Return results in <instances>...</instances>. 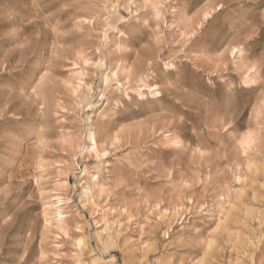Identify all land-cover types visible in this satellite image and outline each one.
I'll list each match as a JSON object with an SVG mask.
<instances>
[{
	"label": "rangeland",
	"instance_id": "1",
	"mask_svg": "<svg viewBox=\"0 0 264 264\" xmlns=\"http://www.w3.org/2000/svg\"><path fill=\"white\" fill-rule=\"evenodd\" d=\"M0 264H264V0H0Z\"/></svg>",
	"mask_w": 264,
	"mask_h": 264
},
{
	"label": "bare ground",
	"instance_id": "2",
	"mask_svg": "<svg viewBox=\"0 0 264 264\" xmlns=\"http://www.w3.org/2000/svg\"><path fill=\"white\" fill-rule=\"evenodd\" d=\"M91 136V135H90ZM94 137V136H93ZM91 139L90 140H92L93 141V144H94V146L96 147V145H95V139L94 138H92V137H90ZM92 148H93V146H92ZM56 199V198H55ZM59 199H57V201H58ZM57 203V202H56Z\"/></svg>",
	"mask_w": 264,
	"mask_h": 264
}]
</instances>
